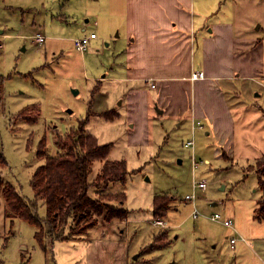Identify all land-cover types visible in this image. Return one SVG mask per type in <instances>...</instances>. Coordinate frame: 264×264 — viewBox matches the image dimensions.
<instances>
[{"label": "rangeland", "instance_id": "1", "mask_svg": "<svg viewBox=\"0 0 264 264\" xmlns=\"http://www.w3.org/2000/svg\"><path fill=\"white\" fill-rule=\"evenodd\" d=\"M226 1L231 3L236 21L260 37L264 48V0ZM88 2L0 0V144L7 163L0 166V172L31 202V176L43 162L36 155L39 141L44 137L49 155L54 156L55 136L66 135L86 118L89 90L99 87L95 80L104 74L101 65L111 50L100 40L91 42L83 52L76 49L75 41L83 30L99 32L88 14ZM10 4L20 8L6 7ZM36 33L45 37L43 43L33 41ZM236 85L230 102L234 106L240 99L242 103L235 114L234 138L226 142L229 136L220 140L213 131L206 135V127L193 131L190 112L156 114L151 95L146 124L142 114L130 108L118 111L112 121L96 116L84 124L99 144L111 145L108 160L126 163L124 181L106 186L97 181L102 162L94 160L89 181H97L101 189L90 188L88 193L93 198L96 191L95 199L121 208L123 213L127 210L125 219L106 222L99 217L91 229L100 238L108 235L119 243L126 241L127 264H264V218L253 219L262 192L257 175L250 170L264 156V75ZM236 94L239 98L233 97ZM30 106L39 110L35 121L36 112ZM24 108L27 110L17 116ZM131 122H135L132 127ZM187 140H193L195 156L183 147ZM200 181L206 188L195 191L193 205L184 198L193 194V183ZM122 193L125 200L121 205ZM157 195L164 196L165 217H152V201ZM195 208L198 215L193 219ZM37 213L45 217L41 203ZM214 214L221 221H212ZM227 219L232 220V228L223 224ZM154 220L163 226H153ZM35 231L25 221L5 218L0 197L3 264H122V251H127L123 244L104 243L80 249L50 237L43 250L34 238ZM234 236L238 241L231 249L229 239Z\"/></svg>", "mask_w": 264, "mask_h": 264}, {"label": "crops", "instance_id": "2", "mask_svg": "<svg viewBox=\"0 0 264 264\" xmlns=\"http://www.w3.org/2000/svg\"><path fill=\"white\" fill-rule=\"evenodd\" d=\"M93 1L92 7L91 0L88 2V14L99 32L83 30L81 37L95 33L96 38L90 43L100 40L111 49L101 65L104 74L95 80L99 89L93 100V112L118 113L130 108L142 114L146 124L151 95L156 114L182 116L190 112L193 131L197 130L193 129L195 123L200 122L202 128H207L206 135L213 131L220 140L229 136L223 142L234 138L235 114L242 102L238 99L235 102L238 105L233 106L230 95L236 93L237 81L263 78L264 48L260 37L236 21L231 3L226 0ZM6 7L18 9L13 7L19 6ZM197 72H202L204 78L191 79ZM238 94L233 97L239 98ZM117 100H120L118 104ZM131 123V127L135 125ZM192 155L195 156L193 150ZM92 230L68 242L76 248L79 245L80 249H92L102 243L115 247L123 244L128 249L126 241L119 243L108 235L100 238ZM127 252L122 251V264H127Z\"/></svg>", "mask_w": 264, "mask_h": 264}, {"label": "trees", "instance_id": "3", "mask_svg": "<svg viewBox=\"0 0 264 264\" xmlns=\"http://www.w3.org/2000/svg\"><path fill=\"white\" fill-rule=\"evenodd\" d=\"M2 81L3 78L0 77V102ZM98 89L99 87L95 85L89 91L86 118L78 123V127L71 129L64 136H55L56 155H49L44 137L39 141L36 155L43 162L31 176L32 202L24 198L0 172V197L3 200L4 217L11 220L19 219L33 226L36 230L34 238L43 250H46L47 237L52 241L75 240L93 229L99 217L106 222L123 220L127 217V210H123V213L121 208L104 203L100 198H92L88 193L90 188L101 189L97 181H102L107 186V184L123 182L128 175L124 161L107 159L111 145L99 144L97 139L84 129V124L90 117L99 116L110 121L118 117V113L113 110L93 112L92 104ZM30 107L36 112L33 117L35 121L39 116V110L36 106ZM27 108L16 115H21ZM94 160L102 162L96 182L89 181ZM0 166H7L1 144ZM250 168L257 175V186L262 192L253 216V219L260 221L264 218V156L257 159ZM163 199V195L153 198L151 209L153 218L166 216L167 206ZM124 200L125 195L122 193L119 203L122 205ZM40 203L45 207L44 218H40L37 213V206ZM67 226L69 229L65 232ZM0 264L3 262L1 261Z\"/></svg>", "mask_w": 264, "mask_h": 264}, {"label": "built area", "instance_id": "4", "mask_svg": "<svg viewBox=\"0 0 264 264\" xmlns=\"http://www.w3.org/2000/svg\"><path fill=\"white\" fill-rule=\"evenodd\" d=\"M96 38V35L95 33H90L86 36H83V37H80V38H77L76 41H75V44H76V49L80 52H83L84 50H86V48L88 47L89 43H90V40ZM33 41L35 43H43L45 41V37L39 33H36L34 36H33ZM204 78V75L202 72H197V73H193L191 75V79L193 80H198V79H203ZM202 128V124L200 122H196L195 125L193 126V129L195 128ZM184 147L186 148H189V149H192L193 150V147H194V142L193 140H187L186 143H184ZM206 163V162H205ZM193 166L196 168L197 167V164L193 162ZM206 188V184L205 182L203 181H200V182H194L193 183V194L192 195H187L184 200L185 201H189L191 202L193 205H195V191L196 190H201V191H204ZM198 215V212L196 210V208L192 211L191 213V217L193 219H195ZM210 219L212 221H221V217L218 215V214H214L210 217ZM153 226H163V223L159 220H154L153 221ZM223 224L225 226H227L228 228H232L233 227V222L231 219H227L223 222ZM238 241V238H236L235 236L234 237H230L229 239V244H230V248L231 249H234L235 248V245Z\"/></svg>", "mask_w": 264, "mask_h": 264}, {"label": "water", "instance_id": "5", "mask_svg": "<svg viewBox=\"0 0 264 264\" xmlns=\"http://www.w3.org/2000/svg\"><path fill=\"white\" fill-rule=\"evenodd\" d=\"M73 92L76 94L77 93V91H75V90H73ZM136 257H134V259H135Z\"/></svg>", "mask_w": 264, "mask_h": 264}]
</instances>
